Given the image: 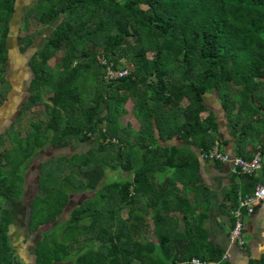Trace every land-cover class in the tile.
I'll use <instances>...</instances> for the list:
<instances>
[{"label": "trees", "instance_id": "1", "mask_svg": "<svg viewBox=\"0 0 264 264\" xmlns=\"http://www.w3.org/2000/svg\"><path fill=\"white\" fill-rule=\"evenodd\" d=\"M16 1L0 0L3 72ZM31 10L44 25L59 18L29 63L32 77L27 102L38 104L44 91L51 92L47 94L50 102H44L48 118L33 122L23 138L12 132L11 148L0 154L2 199L17 194L12 188L22 185L14 166L21 159L27 165L46 143L65 148L92 137L95 140L84 151L62 155L56 167L44 172L42 181L39 170V186L46 181L43 189L49 183L58 197L44 222L62 213L69 191L94 194L71 209L62 226V240L43 233L35 245V264H193V257L229 264L224 251L205 239L199 222L180 228L174 215L167 219L171 211L183 213L187 220V210L181 207L184 201L176 200L171 208L151 202L154 190L148 173L162 165L174 167L178 175L188 170L183 156L176 160L166 148L159 154L158 138L178 133L184 140L191 137L203 150L210 147L208 129L214 130L216 121L211 113L201 116L206 110L205 93L214 88L223 92L227 86L238 97H250L262 105L264 0H35ZM33 40L32 35L19 33V50H27ZM61 50L58 61L53 60ZM108 71L125 74L115 77ZM129 98L139 122L137 130L130 124L118 126ZM106 150L115 152L117 161L110 163ZM62 160L79 172H56L62 170ZM105 165L121 168L130 177L121 175L99 183ZM49 195L43 202L53 193ZM35 201L32 206L38 205ZM122 202L130 205L125 218L120 212ZM0 210V263L13 264L7 241L12 216L6 208L0 206ZM86 217L89 221H81ZM42 223L37 222L33 230ZM149 230L154 238L142 240L141 233ZM44 240L49 244L42 246ZM96 241L94 248L91 243ZM250 264H264V253Z\"/></svg>", "mask_w": 264, "mask_h": 264}, {"label": "crops", "instance_id": "2", "mask_svg": "<svg viewBox=\"0 0 264 264\" xmlns=\"http://www.w3.org/2000/svg\"><path fill=\"white\" fill-rule=\"evenodd\" d=\"M27 86L29 87V83ZM222 90L223 92L214 88L203 96L206 110L201 113V116L205 117L208 113H211L216 121L215 129H208L210 137L212 136L211 145L218 142L222 150L246 159L251 158L257 151H260L264 159V100L262 99V105L258 106L257 100L250 97H238L237 92L231 87L226 86ZM227 99L228 102H226ZM41 102L42 99L38 101V103ZM226 103H229L228 107ZM13 123L14 121L11 124ZM256 125L259 126L256 128ZM250 127L253 128L249 129ZM180 136L175 133L163 139L158 138L157 143L162 148L159 154L165 153L164 151L167 149L169 156H173L176 160L179 156H183L184 165L187 166L185 169L188 170L178 175L173 172L174 167L162 165L161 169L151 172L149 176L150 186L154 190V192H151V202L158 204L157 207L162 208L167 205V208H171L177 205L176 200L184 201L185 203H182L181 207L183 210H187V220L184 221L183 213H172L171 211L166 215L167 219L174 215L180 228L187 225L194 227L199 222L200 226L204 228L205 239L228 254L229 264H250L253 259L259 258L264 253V200L255 208L252 214H245L243 217V239L245 241L243 247L230 244L228 233L232 226L231 210L234 207V199L239 194L250 192L261 181L260 174L257 173L249 177L237 173L226 163L203 160L200 156L203 149L191 137L184 140ZM65 148L70 149L69 147ZM53 149L63 151L64 148ZM62 155L64 153L58 154L59 157ZM37 161L39 167L35 172L36 178L29 180L27 177L24 187L20 185L21 189L17 191L18 197L4 198V206H2L12 216V221L7 229V238L10 247L12 246V254L18 256L20 264H35V245L42 238L40 233L37 239L32 238L29 226L30 210L35 197L34 194L38 189L35 188L37 177L44 162L39 163V160ZM29 165L30 163L24 169L26 175H28ZM32 180H34V185ZM20 192L23 193L22 196ZM70 196L64 210L70 203ZM14 197H17V199ZM7 202L16 204L14 207H9L5 204ZM24 206L28 213L25 220L20 218L23 215L21 213L24 211ZM71 209L65 220L69 218ZM17 210L20 211V214L16 213ZM63 211L59 216L50 220L49 223L40 224L45 227L44 230L42 228L40 230H43L44 233L49 230L50 232L56 230L55 227L62 230L64 219H61L57 226H53L51 223L57 218H62ZM125 217L126 215L122 218ZM150 224H154L152 219H150ZM28 228L29 231H27ZM35 231L37 230H33L32 233H35ZM186 235L189 234H183L182 236ZM58 240L62 239L59 238ZM66 262L69 261H63V263Z\"/></svg>", "mask_w": 264, "mask_h": 264}, {"label": "rangeland", "instance_id": "3", "mask_svg": "<svg viewBox=\"0 0 264 264\" xmlns=\"http://www.w3.org/2000/svg\"><path fill=\"white\" fill-rule=\"evenodd\" d=\"M35 0H17L15 3V12L13 15V18L10 21V31L8 33L7 36V46L9 48V59H8V64H7V68L6 71H0V98L3 101L2 104H0V154H2V152L6 149H10L12 146V142L10 140H12V138H14L15 136L12 134V132L15 133V135L17 134V138H23L25 137V135L27 134V132L29 131V129H31L33 127V122L35 121H39L42 120L43 122L46 121V119L48 118L45 109V105L44 102H50L48 100L47 94L48 92H43L42 93V102L32 105L27 103V97L29 96V92H28V86L27 84L29 83V80L32 77V73L31 70L29 68V62L31 60L32 55L34 54V51L41 47V45L43 44L44 40L47 38L49 32L51 31V29L53 28L54 24L57 23V21L59 20L56 19V21H51L50 23H48L47 25H44L38 21H36L35 17H34V13L33 10H31L32 8V3H34ZM27 12V16L26 18H24V13ZM19 33L22 34H26V35H32V37H34L33 40V44L27 48V50L25 51H20L19 50V42L17 41L18 35ZM61 54H63V51H58L55 53L53 60L58 61V58L61 56ZM124 65H126L127 67H129L128 62L125 61L124 59L122 60ZM54 63V62H53ZM90 82V81H89ZM90 83H94L93 80ZM51 92H49L50 94ZM48 94V95H49ZM109 106L112 105V102L109 101ZM229 103H226V106L228 107ZM107 106V105H106ZM124 108L126 109V113H123L121 115H119L118 117V126L119 127H125L127 124H130L131 127L133 129H138L139 127V122L136 120V118L133 116L132 113V100L129 98L125 101L124 103ZM14 121L13 125L11 124ZM12 126V129H10V126ZM259 126V125H258ZM256 125V128L258 127ZM120 128V129H121ZM253 127H250L249 129H251ZM248 129V130H249ZM13 130V131H12ZM16 138V139H17ZM114 141H117L116 139H112ZM95 143L94 138L92 137V139H90L89 141L86 142H78V143H74L71 144V146L69 147L70 149H66L64 148L63 151H59L56 149H53L52 147H50L49 145L45 144L42 148L37 149L34 153L36 154H32L31 155V160H30V165L28 167V175H26L25 171V163H23V160L21 159L19 162V165L16 164L14 167V172H16L17 174L20 175V179L17 178V181H22L21 187H24V182L25 180L28 179H32V178H36V169L39 167L37 164V160H39V163L41 161H45V164H43L42 166L48 167L47 169L44 167V169L41 166L40 172L42 177H39L40 180L42 181V179L44 178V172H48L49 168H51L52 166L56 167V163L59 161L60 157L58 156L59 153H64V155H68V154H72L71 151H76L79 149H82V151H84L87 147H89L91 144ZM52 148V149H51ZM41 151V153H40ZM107 154H108V158H109V162L111 163L112 161H117L116 158V154L115 152H112L110 150H106ZM104 154V153H103ZM56 155V156H54ZM105 155V154H104ZM35 156V157H34ZM34 159V161H33ZM28 161V160H27ZM33 161V162H32ZM1 163V162H0ZM3 163V162H2ZM36 163V164H34ZM60 164H63V168L62 170H56V172H63V174H65L66 172H70V171H74V172H79L77 167L73 166L69 167L68 164L66 165V161L59 162ZM4 164V163H3ZM11 167L10 165H7ZM37 166V167H36ZM104 178H101L99 180V183H105L106 181L109 180V178H114V179H120L121 175H125L127 178L130 177L131 173L124 172L121 168L118 169H113L110 168L109 166H104ZM148 174H151V172H149ZM123 177V176H122ZM125 177V178H126ZM13 179V177H12ZM52 180V179H51ZM33 181V185H34V180ZM43 181L41 183L44 184ZM29 183V182H27ZM43 184H41L42 186H39V184L37 183L35 188H38L36 190V193L34 194V199L36 200L35 202L38 203V205H36L34 203V205L32 206V209L30 211V232H31V237L33 238H38V234L40 233L43 236L44 233V226L38 224L37 227V231H35V233H32L33 230V226L37 223V222H44L47 218L48 211L50 209H53V206H56V200L58 199V197L56 196V192H54V190H52L51 192V185L48 183L46 188L43 189ZM20 185V184H19ZM17 187H13V192L15 190H19L21 189L20 186ZM16 191V193H17ZM69 195L70 196V203L69 205L66 207V209L63 211L62 214V218H57L54 221H52V225L53 226H57L59 225V221L62 219H66V217L69 214V210L70 208H74L76 206H78L79 204H81V202L84 200V198L87 197H92L94 192L93 191H87V190H83V191H79V192H75V191H69ZM15 193V192H14ZM49 193H53V195H51V198H49L48 200L44 199L43 202V198H47L49 197ZM19 194H12V196H17ZM20 195L22 196L23 193ZM18 197V196H17ZM17 197H14L15 199H17ZM55 197H57L55 199ZM4 199H2V196L0 195V206H4L3 205V201ZM7 206L9 207H14L16 203H5ZM19 204V202H18ZM17 204V205H18ZM26 204V202H25ZM120 207H123L121 209V215L122 217H124L126 215V211L127 209L130 207V205H127L126 203L122 202L120 203ZM23 214L22 217L20 216L21 219H27V211L25 209L24 206V211H22ZM18 214H20V211L17 210ZM2 212L0 210V216H2ZM53 219V218H52ZM89 221L88 217L82 219L81 221ZM50 220L48 222H44L45 223H49ZM43 224V225H44ZM23 225V224H22ZM151 228L153 227V225L150 226ZM43 230H40V229ZM56 230L51 231V233L49 231L45 232V235H48V238H50V234L53 237V239L58 240L59 238L62 239L64 236V230L62 229H58L57 227H55ZM29 231V228L28 230ZM39 231V232H38ZM140 237L142 238V240H146L148 238H154V233L152 232V230H149L148 233L146 232H142ZM7 241L9 242L8 238ZM99 242H94L91 243L93 245L94 248H96L98 246ZM10 244V242H9ZM46 246L48 243L47 240H44V242L42 243V246ZM10 247V245H9ZM12 247V246H11ZM10 247V248H11ZM13 253V252H12ZM14 258H12L13 264H15V262H17V264H20V261H18L19 259L17 258L18 256L16 254H14ZM228 256V255H227ZM15 260V261H14ZM69 262L66 263H59V264H68ZM134 264H136L134 262Z\"/></svg>", "mask_w": 264, "mask_h": 264}, {"label": "built area", "instance_id": "4", "mask_svg": "<svg viewBox=\"0 0 264 264\" xmlns=\"http://www.w3.org/2000/svg\"><path fill=\"white\" fill-rule=\"evenodd\" d=\"M112 72V71H111ZM108 71V74L111 73ZM113 76H122L125 71L112 72ZM200 156L206 161H217L220 163H226L239 174L252 176L257 173L261 176L259 181L254 188L245 193L244 195L239 194L237 197V204L231 210L233 217V224L228 233V239L230 244L242 246L244 244L243 239V217L245 214H252L255 208L262 203L264 200V159L257 151L251 158L246 159L242 156L233 155L220 148L218 142H214L207 150H202ZM225 257L227 253L225 252ZM193 264H216L215 261L200 260L197 257L191 259Z\"/></svg>", "mask_w": 264, "mask_h": 264}]
</instances>
